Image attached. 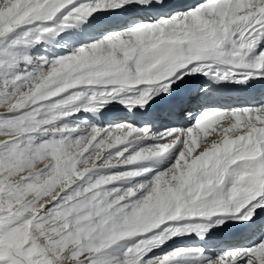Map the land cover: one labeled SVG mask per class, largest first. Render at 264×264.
<instances>
[{"label": "snow or ice", "instance_id": "6c2138e0", "mask_svg": "<svg viewBox=\"0 0 264 264\" xmlns=\"http://www.w3.org/2000/svg\"><path fill=\"white\" fill-rule=\"evenodd\" d=\"M0 264H264V0H0Z\"/></svg>", "mask_w": 264, "mask_h": 264}, {"label": "bare ground", "instance_id": "6f19581e", "mask_svg": "<svg viewBox=\"0 0 264 264\" xmlns=\"http://www.w3.org/2000/svg\"><path fill=\"white\" fill-rule=\"evenodd\" d=\"M247 102H250V101H245L243 103H247ZM226 103H231V104H243V103H234V102H226Z\"/></svg>", "mask_w": 264, "mask_h": 264}]
</instances>
